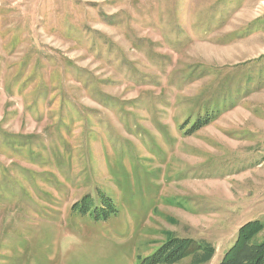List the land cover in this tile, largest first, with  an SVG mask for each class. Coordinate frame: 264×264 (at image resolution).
I'll use <instances>...</instances> for the list:
<instances>
[{
  "label": "rangeland",
  "instance_id": "374dc122",
  "mask_svg": "<svg viewBox=\"0 0 264 264\" xmlns=\"http://www.w3.org/2000/svg\"><path fill=\"white\" fill-rule=\"evenodd\" d=\"M258 3L0 0V264H145L170 237L218 264L264 225Z\"/></svg>",
  "mask_w": 264,
  "mask_h": 264
},
{
  "label": "trees",
  "instance_id": "16d2710c",
  "mask_svg": "<svg viewBox=\"0 0 264 264\" xmlns=\"http://www.w3.org/2000/svg\"><path fill=\"white\" fill-rule=\"evenodd\" d=\"M264 230L261 221H251L241 227L236 242L223 254L218 264H264V240H257L258 234ZM194 242L189 239L170 237L163 246L150 257L145 264H176L184 259ZM200 249L194 257L195 264L210 263L215 256V249L210 243H198Z\"/></svg>",
  "mask_w": 264,
  "mask_h": 264
},
{
  "label": "crops",
  "instance_id": "0c3cea01",
  "mask_svg": "<svg viewBox=\"0 0 264 264\" xmlns=\"http://www.w3.org/2000/svg\"><path fill=\"white\" fill-rule=\"evenodd\" d=\"M263 7H264V0H259V3H258V5H257V7L255 8V9H253V11L254 10H262L263 9ZM251 13L252 12H248V20L247 21H245L247 24H251V23H253V22H255V21H257L258 19H260L261 18V16L262 15H264V12H261V13H263L262 15H255L254 17L251 15ZM253 41H255V39L254 38H249L247 41H242V40H240L239 42H241V43H252ZM256 42V44L257 43H259V44H264V37H262V42L261 41H255ZM260 53H263L264 54V46H261L260 47Z\"/></svg>",
  "mask_w": 264,
  "mask_h": 264
}]
</instances>
